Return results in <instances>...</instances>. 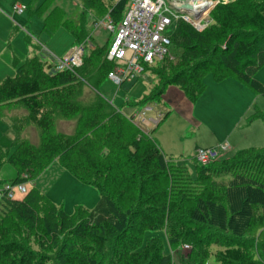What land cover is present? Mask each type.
<instances>
[{"label":"trees","instance_id":"16d2710c","mask_svg":"<svg viewBox=\"0 0 264 264\" xmlns=\"http://www.w3.org/2000/svg\"><path fill=\"white\" fill-rule=\"evenodd\" d=\"M127 3L126 0L117 3L112 0H87L85 7L97 5L99 14L107 11L108 14L111 12L119 16L122 13L120 18H112L117 23L128 7ZM254 3V0H237L217 7L211 29L202 35L194 33L196 29L181 21L192 30L177 37L176 47L183 49V56L178 62L183 68H192L188 73L180 65L176 66L178 72L171 77L167 76L166 70H156L161 86L154 88L152 98L161 97L166 86L175 83L195 100L203 92L204 77L210 72L219 81L234 77L255 91H264L251 75L264 61V52L259 53V48L264 45V11L252 9ZM241 4L247 7L246 12L237 11ZM51 16H57L56 12L49 18ZM179 24L180 21L175 24L176 28ZM240 24L241 28L246 29L236 31L235 35L229 33ZM174 33L170 32L172 43ZM79 35H75L77 43L83 41ZM225 39H228V43L225 49H221ZM233 39L234 44L228 53ZM96 48L101 50L99 46ZM93 58L89 57V53L85 55L83 72L92 80L91 88L96 91L102 80L108 78L110 70L105 72L103 69L105 62L102 57H95L96 61ZM41 66H45L49 74L47 92L52 94L58 91L60 96L64 94L61 89L63 82L72 79L75 74L51 73L47 62L35 58L21 65L16 76H8L0 82V106L11 101L23 102L30 112V123L40 129L43 137L38 149L27 142L14 143V150L0 158V163L6 159L16 169L17 177L12 181L13 184L30 181L33 185L24 199L11 198L7 193L0 198V232L5 229L6 239L11 238V243L0 239V261L3 264H47L56 244L68 235V238L76 235L67 224L80 222L89 216L95 218L96 223H102L107 228L106 233L115 238L117 245L120 244L117 253L128 259L125 264H169L170 257L164 255L166 237L171 244L180 239L193 247L220 246L216 256L222 264H263L256 256L249 237L248 218L241 216H245L253 202L257 205L262 203L264 147L244 149L233 157L224 158L227 162L234 161L223 168H217L215 161L209 165L196 161L199 165L198 175L193 178L186 166L168 159L152 137V132L168 117L169 112L156 127L144 132L132 122L133 126L125 121L123 123L117 111L98 94L92 99L91 105L85 107L87 115L82 113L74 135L57 134L51 121H48L51 127L46 121L52 111L47 108L43 98L46 90L36 78ZM60 96H57V105L60 104V108L63 105L70 106L67 102L71 100H59ZM85 108L80 111H85ZM104 108L106 111L103 113ZM73 111L77 112L78 109ZM261 117L264 119V116ZM55 160L72 173L83 170L87 178L93 180L85 182L95 184L100 191V201L93 211L79 207L75 214H67L36 186L35 182ZM115 180L121 185L119 191H115L110 184ZM110 190L116 196L118 193L124 195L114 197ZM137 193V202L126 207L122 198L130 200ZM143 205L146 207L143 208ZM253 209L251 212L255 220L264 223V206L256 209L255 205ZM11 219L20 224L18 228L22 229L21 234L28 230L30 234L26 236H35L39 243L45 245L52 243V249L37 252L32 247L30 252H24L18 235H10L12 227L7 221ZM223 227L224 234L219 231ZM149 231L157 235L143 241V235ZM13 251L17 256H14ZM42 253L44 255L40 262L39 255ZM65 264L97 263L86 253L82 257L69 256Z\"/></svg>","mask_w":264,"mask_h":264},{"label":"rangeland","instance_id":"374dc122","mask_svg":"<svg viewBox=\"0 0 264 264\" xmlns=\"http://www.w3.org/2000/svg\"><path fill=\"white\" fill-rule=\"evenodd\" d=\"M112 1L113 3H117L119 0ZM214 1L215 4L208 15L210 24L203 31L194 33L202 35L209 31L212 27V18L217 11V7L237 0ZM254 2L253 7H251L252 9L260 8L264 11V0H254ZM86 3L87 0H50L49 10L58 7L63 11V16L65 15L66 18L74 20L81 16ZM126 6H128V3ZM93 8L97 11V5H94ZM242 10L246 12L248 9L241 4L237 11ZM101 14L102 12L96 15L99 22L102 21L98 28L95 29V26H90L89 24L88 26L86 25L87 29L83 28L84 26H77L74 30L77 33L81 31V37L89 33L93 35L92 43H96L101 50L99 51L95 46L92 51L88 49L87 52L89 51V57H94L93 60L95 61V57H102L101 59L105 62L103 69L106 72L107 69L111 71L114 67L112 63L107 61L106 57L108 41L112 38L113 33L105 25L109 21L106 23H103V21L105 22L107 16L113 19L120 18L122 13L119 16L117 14L112 15L111 12L110 15L107 11ZM28 15L29 13L26 12L25 17L27 19ZM44 16L33 14L30 18L32 21L31 24L24 26V28L34 38L39 39L54 54L59 57L66 56L71 51L76 40L73 31L62 24L55 29L45 28ZM87 19L90 20V18ZM244 25H246L245 22H243ZM241 27L242 24L232 29L229 33L234 34L236 31H240V29H246ZM190 30L192 28L185 23H181V21L177 28L175 25L172 26L167 33L170 34V32L175 31L174 43H171L169 46V55L167 57L162 61L151 64L150 69L146 70L140 78L125 82L121 86L116 85L105 77L98 85V92L104 99L110 102L107 105L112 106L117 111L120 118L123 119V123L125 121L130 125H132L131 122L135 124L131 120V115L137 110V113L146 110V118L156 117L160 112L165 113L170 111L169 116L152 132V137L159 142L168 159H172L179 165L186 166L190 175L196 178L199 166L195 160L197 147L227 146L228 149L225 151L222 150L221 157L215 160L217 168H223L228 163L233 162V159L228 162L223 159L233 157L241 150L264 147V119L261 117L264 116V91H255L234 77H228L219 81L210 72L204 77L205 87L203 92L195 100H192L175 83L168 84L161 97L152 98L154 88L161 86V81L156 70L158 71L160 69L163 72L166 70L165 72L168 77L178 72L175 67L180 65L178 60L183 56V49L176 47L178 46L177 37H181L184 32ZM253 33L254 35L257 34L256 31ZM34 38L29 42L25 37L22 39L19 48L25 57L19 58L25 60L27 56L32 57L37 53L42 57V61L51 63L52 60L49 55L44 54V52H41V54L37 50L34 44L36 39ZM235 38L237 39V36ZM231 42L228 53L232 49L234 39ZM226 43H228V39H225L221 43V49H225ZM95 48L96 50L93 52ZM262 52H264V45L259 48V53ZM117 65L125 66V62L118 61ZM180 67L183 68L181 65ZM84 68V65H82L74 73L75 75L72 79L63 82L61 89H63L64 94L61 96L58 91L56 93L54 91L52 94L51 92H47L46 85L49 74L45 66H41L36 74V78L39 80L41 87H43L44 91L46 90L43 98L47 103V108L52 111L49 120L46 119L47 124L51 127V124L48 123V121H51L54 132L57 134L74 135L79 126V119L82 113H86L87 109L85 107L91 105L92 99L97 94L91 88L92 80L88 77L87 73L83 72ZM191 68L192 66H187L183 69L189 73ZM7 75H15L14 68L8 67V70L3 73L0 80L4 79ZM251 75L264 88V61L257 69L252 71ZM57 96H60L59 100H71V102H67L70 103V106L63 105L60 108L58 106L60 104L57 105ZM136 104L139 105L137 109L134 107ZM75 108L78 109L77 112L73 111ZM81 108H85V111L82 110L83 112H81ZM105 111L106 109L104 108L103 113ZM0 114V158L5 156L7 152L11 153L14 150L12 146L14 143L27 142L29 146L36 149L41 146V142L43 141L42 133L37 126L30 123V112L23 102L17 100L3 104L0 106ZM48 125L47 128H49ZM138 127L144 132H149L152 129L145 125ZM14 129L17 131L16 133ZM82 171L72 173L68 169L63 168L58 160H55L40 176L37 187L58 208L67 214H75L76 209L79 207L93 211L100 201V191L95 184L85 183L86 181L93 180L87 178V173ZM24 176L26 177V175ZM16 177L17 172L14 166L6 159L3 160L0 163V189H3L7 183H12ZM23 184L26 188L24 192L19 189V183L15 184L12 190L14 199H24L27 192L33 187L30 181H25ZM110 184L114 186L115 191L116 189L119 191L120 183L115 180L111 181ZM110 192L114 197H122L124 195V193H120L122 196L118 193L116 196V193L111 190ZM135 195L130 200L129 198H122L124 200L122 202L125 203L126 207L134 205V201L137 202L136 197L138 193ZM261 201L262 203L260 205L255 204V202L252 204L253 206L256 205V209H259L261 205L264 206V195ZM253 206L249 205V210L241 218H248L246 220L249 223L248 230L250 231L249 237L252 239L251 243L254 246L256 256L264 264V223H258L252 216L253 212L251 211L254 210ZM142 207L145 208L146 205ZM250 216H252V219ZM86 219L67 224V227H70L76 235L72 236L73 238H68L70 236L68 235L62 242L57 243L55 251L49 254L48 258L50 261L47 264H65V260L69 256L82 257L86 253L97 264L128 263L126 257H120L117 253L120 244L117 245L115 238L106 233L107 228L102 223H96L95 218L89 216ZM7 223L12 227L10 235L12 237H14V233L18 235L17 237L20 239L19 244L24 252H30L32 247L38 250L37 252L52 249L50 245L52 243L45 245V243H39L35 236H26V234H30L28 230L25 231V234H21L22 229L18 228L20 224L14 219L8 220ZM224 229L223 227L219 231L224 234ZM5 231L4 229L3 232H0V239L5 241V243H11V238L8 237L6 239ZM154 235L157 234L149 231L143 235L142 240H149ZM166 240L164 241V255L170 257L169 264H222L218 261L219 259L217 257L220 246L193 247L189 242H185L184 240H176L174 244L169 243L167 237ZM43 255V253L39 255L40 262H42ZM14 256H17V254L14 253ZM12 257L13 254H11L10 258L12 259ZM0 264H3V262L0 261Z\"/></svg>","mask_w":264,"mask_h":264},{"label":"built area","instance_id":"2783aa9c","mask_svg":"<svg viewBox=\"0 0 264 264\" xmlns=\"http://www.w3.org/2000/svg\"><path fill=\"white\" fill-rule=\"evenodd\" d=\"M214 4V0H129L128 7L117 24L109 16L103 21H109L105 25L113 33L106 57L115 67L109 72L108 79L121 86L143 76L151 64L162 61L169 55L172 43L171 36L167 33L169 29L178 21H184L197 31H203L210 24L208 15ZM15 9L22 13L26 6L18 4ZM91 47L89 39H86L75 44L69 54L63 57L46 52L52 60L51 63L47 62L50 72L74 74L83 65L87 50ZM118 61H124L125 66H118ZM164 115L165 113L160 112L156 117L146 118V110H142L134 113L131 120L140 127L145 125L154 128ZM227 149L226 145L199 147L196 149L195 159L205 165L217 160L221 157V151ZM14 186L13 183L4 185L0 189V198L4 193L13 198ZM19 189L26 191L23 183H19Z\"/></svg>","mask_w":264,"mask_h":264},{"label":"crops","instance_id":"0c3cea01","mask_svg":"<svg viewBox=\"0 0 264 264\" xmlns=\"http://www.w3.org/2000/svg\"><path fill=\"white\" fill-rule=\"evenodd\" d=\"M18 4L25 5L26 10L22 13H18L17 10L15 9V6ZM49 5H50V0H0V77L3 75V73L5 71L8 70V67L14 68L15 75H13V76L7 75L6 77L16 76L18 73L17 72L18 68L21 65H23L24 63H26L29 59L35 58L36 60L42 62V60H41L42 57L37 53L32 57L27 56V58L25 60H21L19 58V57H25L19 48L20 47L19 45H20L22 39L25 37L26 40L29 42L34 38L29 33V31H27L24 28V26L31 24L32 21L30 20V18L33 16V14L45 15L43 17L45 28L55 29L57 26L62 24V25L67 26L68 28H70L73 31L74 36L80 34L79 36L83 40L82 42H84L86 39H89V41L92 45L91 48H88L89 51H92V49L95 46H98L96 43L95 44L92 43L93 35L91 33H89L88 35H86L84 37H81V34H82L81 31H80V33H77L74 30L77 26H84L83 28L87 29L86 25L88 26L89 24H90V26L91 25L95 26V29L99 27V26H97L99 19L96 17V15H98L99 13H97V11L94 10V8L92 6L86 8L84 5V11L82 12L81 16L79 18L74 19V20H70V19L66 18L65 15L63 16V14H62L63 11L58 7H54L53 9L49 10ZM26 12L29 13L28 19L25 17ZM54 12H56L57 16H54V17L51 16L49 18V16ZM86 15H87V18H90V20L86 18ZM34 39H36V38H34ZM75 39L76 40H75L74 45L77 44L76 36H75ZM34 44L40 53L44 52V54H46V55H48L46 52L53 53L39 39H36ZM4 69H6V70H4ZM4 79L0 80V82H2ZM95 92L98 95H100L98 90H96ZM129 106H131V105H129ZM134 107L137 109L139 107V105L136 104V105H134ZM137 111L135 113H137ZM168 112L170 114V111L165 112V114ZM14 132L16 133L17 131L14 129ZM157 143L159 144V142H157ZM159 146H160V144H159ZM197 148H199V147H197ZM161 149H162V147H161ZM38 180L35 182L36 186H37Z\"/></svg>","mask_w":264,"mask_h":264},{"label":"water","instance_id":"95a60500","mask_svg":"<svg viewBox=\"0 0 264 264\" xmlns=\"http://www.w3.org/2000/svg\"><path fill=\"white\" fill-rule=\"evenodd\" d=\"M188 8H190V7L188 6Z\"/></svg>","mask_w":264,"mask_h":264}]
</instances>
